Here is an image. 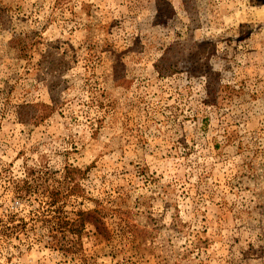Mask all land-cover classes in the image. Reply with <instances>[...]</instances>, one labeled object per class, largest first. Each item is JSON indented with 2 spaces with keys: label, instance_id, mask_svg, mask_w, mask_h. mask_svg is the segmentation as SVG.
Instances as JSON below:
<instances>
[{
  "label": "rangeland",
  "instance_id": "1",
  "mask_svg": "<svg viewBox=\"0 0 264 264\" xmlns=\"http://www.w3.org/2000/svg\"><path fill=\"white\" fill-rule=\"evenodd\" d=\"M0 264H264V0H0Z\"/></svg>",
  "mask_w": 264,
  "mask_h": 264
},
{
  "label": "trees",
  "instance_id": "2",
  "mask_svg": "<svg viewBox=\"0 0 264 264\" xmlns=\"http://www.w3.org/2000/svg\"><path fill=\"white\" fill-rule=\"evenodd\" d=\"M56 105V104H54ZM45 110L52 109L54 110L55 107H49V106H43ZM61 191H56L54 194L50 196L51 201L49 202L48 207L53 213V217L55 219H64L65 214L64 212V204L61 203L60 199ZM54 208V209H52ZM79 216V225H76V221H72L71 224V233L74 235H80L81 231L85 228L86 225H93L96 230H98V234L105 235L107 233V229L105 227V224L102 222L101 218L97 216L96 212H79L77 214ZM11 219H14V217L10 216Z\"/></svg>",
  "mask_w": 264,
  "mask_h": 264
}]
</instances>
